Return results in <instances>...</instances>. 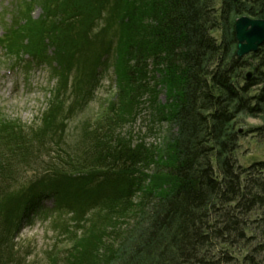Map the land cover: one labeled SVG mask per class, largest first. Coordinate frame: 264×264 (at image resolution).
<instances>
[{
    "label": "trees",
    "instance_id": "obj_1",
    "mask_svg": "<svg viewBox=\"0 0 264 264\" xmlns=\"http://www.w3.org/2000/svg\"><path fill=\"white\" fill-rule=\"evenodd\" d=\"M14 1L0 43L54 84L37 123L0 112V264H25L14 235L46 198L72 213L46 264H264V160L238 164L236 126L261 115L264 139V41L237 58L234 33L264 0ZM110 51L114 99L69 130ZM145 103L176 128L161 148L120 132Z\"/></svg>",
    "mask_w": 264,
    "mask_h": 264
},
{
    "label": "rangeland",
    "instance_id": "obj_2",
    "mask_svg": "<svg viewBox=\"0 0 264 264\" xmlns=\"http://www.w3.org/2000/svg\"><path fill=\"white\" fill-rule=\"evenodd\" d=\"M32 1V0H27ZM14 0H0V11H5L3 21L7 27L12 23V10ZM40 5V4H39ZM39 5L33 7V18L42 14ZM4 32V26L0 23V37ZM109 37V36H108ZM248 55V54H247ZM244 56V55H243ZM242 56V57H243ZM106 65L98 75V83L90 102L68 122V129L78 126L82 119H94L101 106L114 99L116 92V74L113 71L114 54L110 51ZM14 61L0 45V111L9 119H18L22 123L31 125L37 123L41 113L46 108L48 92L53 85L47 67L32 65L28 72L23 68L15 69ZM165 100L164 95L159 96ZM144 105H140L136 115L125 121L120 132L132 145L142 143L145 148L153 150L161 148L164 139L176 133L174 125L169 122L153 119L151 111ZM237 129L241 134L237 149V162L241 166H248L254 161L264 160V139L256 137L252 127L261 125V115H249L240 112L236 115ZM56 153L53 151L51 154ZM29 174V173H28ZM138 200L135 199V201ZM41 210L33 213L27 220L14 240L26 252L25 264H46L48 254L53 250L61 252L66 246L65 229L71 225L70 215L61 212L57 219L53 212L52 200H44ZM55 220H57L55 222Z\"/></svg>",
    "mask_w": 264,
    "mask_h": 264
},
{
    "label": "water",
    "instance_id": "obj_3",
    "mask_svg": "<svg viewBox=\"0 0 264 264\" xmlns=\"http://www.w3.org/2000/svg\"><path fill=\"white\" fill-rule=\"evenodd\" d=\"M234 33L237 58L255 52L264 41V18L239 16L234 21Z\"/></svg>",
    "mask_w": 264,
    "mask_h": 264
}]
</instances>
